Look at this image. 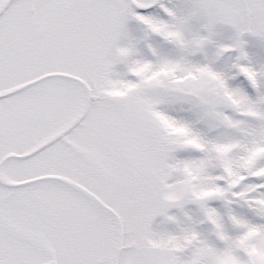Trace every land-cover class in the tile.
Returning a JSON list of instances; mask_svg holds the SVG:
<instances>
[{"label":"snow or ice","instance_id":"obj_1","mask_svg":"<svg viewBox=\"0 0 264 264\" xmlns=\"http://www.w3.org/2000/svg\"><path fill=\"white\" fill-rule=\"evenodd\" d=\"M0 264H264V0H0Z\"/></svg>","mask_w":264,"mask_h":264}]
</instances>
